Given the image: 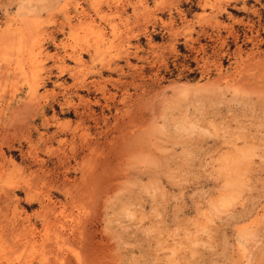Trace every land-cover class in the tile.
I'll return each mask as SVG.
<instances>
[{
  "label": "rangeland",
  "instance_id": "rangeland-1",
  "mask_svg": "<svg viewBox=\"0 0 264 264\" xmlns=\"http://www.w3.org/2000/svg\"><path fill=\"white\" fill-rule=\"evenodd\" d=\"M0 264H264V0H0Z\"/></svg>",
  "mask_w": 264,
  "mask_h": 264
},
{
  "label": "bare ground",
  "instance_id": "bare-ground-1",
  "mask_svg": "<svg viewBox=\"0 0 264 264\" xmlns=\"http://www.w3.org/2000/svg\"><path fill=\"white\" fill-rule=\"evenodd\" d=\"M117 5V4H116ZM29 52V51H28ZM19 64V67H17L18 69L21 67L20 64L21 63H18ZM74 76V75H73ZM15 110V109H14ZM31 110V109H30ZM22 113V112H21ZM21 116V115H20ZM28 231V230H27ZM85 232V231H84ZM67 235V234H66ZM61 236V235H60Z\"/></svg>",
  "mask_w": 264,
  "mask_h": 264
}]
</instances>
